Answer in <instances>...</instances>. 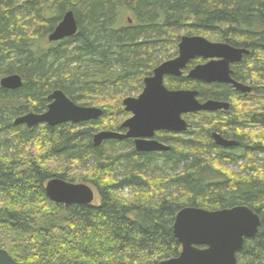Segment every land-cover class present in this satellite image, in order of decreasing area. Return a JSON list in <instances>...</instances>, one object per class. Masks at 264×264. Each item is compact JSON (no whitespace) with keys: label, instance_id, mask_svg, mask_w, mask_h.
<instances>
[{"label":"trees","instance_id":"trees-1","mask_svg":"<svg viewBox=\"0 0 264 264\" xmlns=\"http://www.w3.org/2000/svg\"><path fill=\"white\" fill-rule=\"evenodd\" d=\"M68 10L75 13L77 34L46 42ZM182 32L250 49L236 78L252 85L253 96L186 77L167 79V85L198 89L201 101L255 105L237 115L234 104L226 115L194 114L185 133L163 134L171 149L161 153L138 152L127 139L95 146L103 121L126 114V95L119 93L143 89L163 57L178 55ZM15 73L23 86H0V248L15 260L161 264L182 251L174 233L181 209L244 205L262 225L245 241L238 264H264V0H0V76ZM56 89L79 105H98L103 115L31 129L14 124L46 110ZM213 132L239 146L218 145ZM238 159L246 161L241 173L219 166ZM53 178L91 182L100 201L55 203L46 194Z\"/></svg>","mask_w":264,"mask_h":264},{"label":"water","instance_id":"water-1","mask_svg":"<svg viewBox=\"0 0 264 264\" xmlns=\"http://www.w3.org/2000/svg\"><path fill=\"white\" fill-rule=\"evenodd\" d=\"M78 29L74 11L68 10L49 34L48 40L58 42L72 37ZM250 53L247 48L211 41L201 35L182 36L178 55L157 66L153 74L145 78L143 91L138 97L130 96L123 100L124 109L131 113L121 124L126 132L101 131L94 137L95 146H100L106 140L132 138L139 151L170 150V146L151 140L157 131L185 132L191 125L183 115L228 109L230 104L213 99L201 102L199 92L193 89L170 90L165 85V77L181 76L193 59L203 57L211 60L191 69L189 78L206 83L231 84L239 91L251 92V87L231 77L233 72L230 69L232 63L241 61L244 55ZM0 85L15 90L23 86V79L19 74L7 75L1 79ZM48 99L51 102L47 111L41 114L30 112L18 117L15 123L31 129L41 124H79L97 120L103 115L102 108L78 105L60 89L54 90ZM212 136L220 146H239L238 141L228 140L218 132H213ZM46 194L53 202L67 206L74 203L90 205L95 200L92 186L60 178L47 182ZM261 225V216L244 205L221 210L185 207L178 212L174 223V233L182 245V251L178 257L161 264H238L237 254L247 239L258 234ZM0 264L26 263L15 260L7 250L0 248Z\"/></svg>","mask_w":264,"mask_h":264},{"label":"flooded vegetation","instance_id":"flooded-vegetation-1","mask_svg":"<svg viewBox=\"0 0 264 264\" xmlns=\"http://www.w3.org/2000/svg\"><path fill=\"white\" fill-rule=\"evenodd\" d=\"M49 41V40H48ZM242 48V47H241ZM246 55H244L243 56V58H242V60L241 61H238V62H235V63H232L231 65H230V69L232 70V72H233V74L231 75V77L233 78V79H235L236 81H238V82H240V83H242V84H244V85H246V86H249V87H251L252 88V91L251 92H244V91H239V90H237L233 85H231V84H226V83H217V82H213V83H206V82H203V81H200V80H196V79H191V78H189L188 77V73H189V71L191 70V69H193L194 67H196L197 65H200V64H205V63H207V62H209L211 59H205V58H203V57H197V58H195V59H193L188 65H187V67L184 69V71H183V74L181 75V76H179V77H175V76H166L165 77V85H166V87L167 88H169L170 90H180V89H192V88H177L175 85H171V87L170 86H168L167 84V79L169 80V79H171V78H174V79H177V78H182V77H186V78H189L190 80H193V81H196V82H201V83H203V84H220V85H229V86H231V87H233L237 92H239V93H243L244 95H246V94H250V93H253V87H252V85L250 84V83H244L242 80H239V79H237L236 78V66L237 65H239L241 62H243V60H244V57H245ZM16 74V73H15ZM11 75V74H10ZM5 76H7V75H5ZM4 76H2L1 78H0V81H1V79L3 78ZM149 77V76H148ZM23 79V78H22ZM24 82V81H23ZM1 86V85H0ZM3 88V87H2ZM144 88V87H143ZM10 90H13V89H10ZM16 90V89H15ZM193 90H197L198 92H199V90L198 89H193ZM142 91H143V89H141V90H139V94H138V96L142 93ZM52 94V93H51ZM50 96V95H49ZM48 96V97H49ZM138 96H136V97H138ZM135 97V96H134ZM198 99H199V94H198ZM210 100V99H209ZM237 100V101H236ZM48 101H49V104H50V102H51V100H49L48 99ZM201 101V100H200ZM207 101V100H206ZM217 101H219V100H217ZM240 101H244V100H239V99H235V100H233V102L231 101V102H229V101H220V102H227V103H229L230 104V107L228 108V109H225V108H221V109H218V110H216V111H200V112H208V113H221V115H226L229 111H230V109H231V106H232V104H234L235 102H240ZM201 102H205V101H201ZM48 104V105H49ZM77 104V103H76ZM79 105V104H78ZM235 105V104H234ZM82 106V105H81ZM47 109H48V106H47ZM47 109L46 110H44L43 112H41V113H44L45 111H47ZM31 112H34V111H31ZM234 112H236V106H235V108H234ZM28 113H30V112H28ZM28 113H26V114H28ZM34 113H37V112H34ZM41 113H37V114H41ZM197 113H199V112H196V113H190V114H186V115H183V117L187 120V121H190V119L192 118L191 116H193L194 114H197ZM25 114V115H26ZM129 118V117H128ZM70 123V122H69ZM72 123V122H71ZM123 123V122H122ZM121 123V124H122ZM65 124V123H64ZM121 124H120V130H118V132H121V133H125L126 132V129H124V128H121ZM47 125V124H46ZM186 132V131H185ZM185 132H181V133H175V134H183V133H185ZM174 134L173 132H171V131H166V130H160V131H157L156 133H155V135L151 138V140H157L158 142H160V143H162V144H164V145H166V146H169L167 143H165V142H163V134ZM221 134V133H220ZM224 138H226V139H228V140H235L234 138H232V137H226L225 135H223V134H221ZM127 140H132L133 141V143H134V146H135V149H136V144H135V139H130V138H128ZM105 142V141H104ZM103 142V143H104ZM216 142V141H215ZM102 143V144H103ZM222 147H225V146H222ZM225 148H229V147H225ZM137 150V149H136ZM138 152H144V151H139V150H137ZM147 152V151H146ZM149 152H154V153H161V152H164V151H149Z\"/></svg>","mask_w":264,"mask_h":264},{"label":"rangeland","instance_id":"rangeland-1","mask_svg":"<svg viewBox=\"0 0 264 264\" xmlns=\"http://www.w3.org/2000/svg\"><path fill=\"white\" fill-rule=\"evenodd\" d=\"M182 34V36H184V35H187V33H185V32H182L181 33ZM204 37H206V36H204ZM207 38V37H206ZM207 39H209V40H211V41H215V40H212V39H210V38H207ZM45 40H46V42L48 41L46 38H45ZM216 42H219V41H217L216 40ZM173 50H174V48H171L170 50H169V52H171V53H173ZM250 50V49H249ZM162 57V56H161ZM166 60H168V59H166ZM166 60H164V57H163V61L160 63V64H162L163 62H165ZM159 64V65H160ZM159 65H157V66H159ZM151 76V75H150ZM0 78H1V76H0ZM122 90V89H121ZM120 92H122V91H120ZM119 94H124V95H126V97H136V96H138V94H139V91L137 90V88H134V87H131V89H129V91H127V92H123V93H119ZM119 94H117V95H119ZM250 96L252 97L253 96V93H250ZM125 97V98H126ZM124 98V99H125ZM122 104H123V101H122ZM235 104V106H236V112H235V114L237 115V114H241V113H243V112H245L246 110H249V109H251V107L252 106H254L255 104H253L252 103V101L251 102H248V101H246V100H244V101H240V102H235L234 103ZM94 107H99L98 105H95ZM100 108V107H99ZM123 108H124V105H123ZM131 115L130 113H128V112H126V114L125 115ZM124 115V113H122V114H120V115H118L117 117H115V118H113V117H108L107 119H105L104 121H103V126L98 130V132L97 133H99V132H101V131H118V130H116L115 129V126H117L118 124L120 125L122 122H124L129 116H125ZM16 119V118H15ZM191 120H193V118H191ZM104 127V128H103ZM257 132H259V134L261 135L262 133H263V131L262 130H255L254 131V134H258ZM252 133H253V131H252ZM258 134V135H259ZM258 135H255L256 137V139L257 140H259L260 138H258L259 136ZM248 137V136H247ZM247 139V138H246ZM263 140V139H262ZM250 141V140H249ZM264 141V140H263ZM248 143H251V142H248ZM240 154H242V153H240ZM239 154V155H240ZM245 160L246 161H250V158H245ZM246 161H245V163H246ZM259 161H261V163L262 164H264V155L263 154H261V155H259ZM245 163H244V161L242 160V161H240V159H238V162L237 163H222L223 165H219L222 169H225V170H229V171H232V172H236V173H241V172H243L244 171V166H245ZM260 163V164H261ZM59 170H61V169H59ZM63 171V170H62ZM171 173V172H170ZM86 175V174H85ZM85 175H83V176H85ZM157 175H161V176H164V172L162 171V172H158L157 173ZM75 183V182H74ZM76 183H84V181H82L81 179H77V182ZM86 184H88V185H90V186H92L94 189H95V187L93 186V184L91 183V182H85ZM95 191H96V189H95ZM127 194H129V191H127L126 192ZM100 201V197L98 196V193H97V191H96V196H95V200H94V202H99Z\"/></svg>","mask_w":264,"mask_h":264},{"label":"bare ground","instance_id":"bare-ground-1","mask_svg":"<svg viewBox=\"0 0 264 264\" xmlns=\"http://www.w3.org/2000/svg\"><path fill=\"white\" fill-rule=\"evenodd\" d=\"M45 35H46V34H45ZM181 38H182V37H181ZM180 40H181V39H180ZM231 45H232V44H231ZM236 101H237V100H236ZM252 107H253V106H252ZM19 117H20V116H19ZM223 117H224V116H223ZM17 118H18V117H17ZM17 118L14 120V124H15V125H18V124L15 123L16 120H17ZM188 122H189V121H188ZM189 123H190V122H189ZM190 125H191V123H190ZM78 127H79V126H78ZM190 127H191V126H190ZM232 140H233V139H232ZM168 145H169V144H168ZM170 149H171V147H170ZM53 168H54V167H53ZM52 171H54V170H52ZM52 171H51V172H52ZM59 171H60V170H59ZM52 173H53V172H52ZM58 173H59V172H58ZM59 174H60V173H59ZM59 174H58V175H59Z\"/></svg>","mask_w":264,"mask_h":264}]
</instances>
